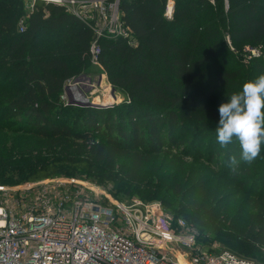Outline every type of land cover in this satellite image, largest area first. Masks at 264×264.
<instances>
[{"label":"trees","instance_id":"1","mask_svg":"<svg viewBox=\"0 0 264 264\" xmlns=\"http://www.w3.org/2000/svg\"><path fill=\"white\" fill-rule=\"evenodd\" d=\"M166 2L120 0L122 19L137 44L103 37L99 58L108 81L126 91L129 100L118 116L112 107L86 112L77 126L62 120L61 96L67 80L91 63L94 31L64 7L37 2L20 32L24 1L0 0L3 116L20 117L27 123L25 129L41 136L87 138L78 155L54 157L27 180L56 175L106 178L107 169L114 171L116 158L126 150L139 167L177 141L191 122L197 126L191 129L193 137L201 146L208 142V153L204 156L201 147L194 155L184 183L175 189L176 202L165 208L204 225L202 233L207 228L213 239L232 249L236 239L221 231L235 237L252 235L264 248V207L251 211L254 201L237 176L251 166L240 160L237 142L220 148L208 126L213 122L204 119L219 118L221 103L245 82L264 75V0H176L171 17L164 15ZM248 45L260 48L262 55L246 61ZM12 80L16 88L7 89ZM224 154L225 166L217 169L214 158ZM233 156L239 161L235 166ZM3 174L1 170L0 184L9 183Z\"/></svg>","mask_w":264,"mask_h":264},{"label":"built area","instance_id":"2","mask_svg":"<svg viewBox=\"0 0 264 264\" xmlns=\"http://www.w3.org/2000/svg\"><path fill=\"white\" fill-rule=\"evenodd\" d=\"M23 1L20 32L37 2L62 6L93 30L91 63L100 64L103 37L137 44L122 19L120 0ZM175 3L167 0L165 16H172ZM245 51L246 61L262 53L249 45ZM206 239L161 201L113 198L86 177L56 175L19 186L0 184V264H255L216 242L211 249Z\"/></svg>","mask_w":264,"mask_h":264},{"label":"rangeland","instance_id":"3","mask_svg":"<svg viewBox=\"0 0 264 264\" xmlns=\"http://www.w3.org/2000/svg\"><path fill=\"white\" fill-rule=\"evenodd\" d=\"M83 76L84 78L76 81L78 77ZM16 85L17 82L12 80L7 85V89L16 88ZM73 85L79 87L83 99L75 100V93L71 90ZM66 86H69L70 89L66 90ZM66 86L63 93L66 97L65 99L61 98L63 103L61 108L65 113L62 115V120L67 123H77V126L84 120L86 112L106 110L112 107L114 116H118L129 100L126 91L119 88L114 89L101 64L88 63L81 74L67 80ZM2 103L0 98V108ZM55 119H57L56 115ZM204 119L213 122L208 126L211 131L216 133L215 129L220 117H205ZM24 126H27V123L20 117L12 114L4 117L0 111V171L4 172L3 177L10 185L19 186L28 181V175L35 168L49 162L54 157L65 154L78 155L82 144L87 141V138H78L73 135L41 136L33 130L25 129ZM195 127H197L196 124L189 122L177 141L155 153L150 160L144 161L139 167L132 154L129 153L130 151L126 150L124 154L116 158L114 171L107 169L106 178L92 175L90 180L107 188L112 193L113 198L121 200L134 197H143L142 199L146 200L157 199L166 206L169 202H176L175 189L184 183L194 155L200 154L199 149L201 147H203L204 156L208 153V142L205 140L201 146L200 141L193 137ZM100 139L97 138L98 141ZM237 150H241L238 142ZM214 159L213 163L217 169L224 168L225 154ZM235 164L237 165V163ZM247 164L251 166V169L248 172H240L237 176L245 184V193H248L254 201V207L251 208V211L258 213L260 207H264L263 144L260 155ZM259 217H262V214ZM189 222L193 223L199 230L205 227L201 224L196 225L190 219ZM203 233L211 234L207 228L203 230ZM221 234L235 238L236 247L232 249L216 241L210 235L207 236L206 242L211 249L216 242L219 248L232 250L240 256L252 259L255 264H264V248L254 242L252 235L235 237L226 231H221Z\"/></svg>","mask_w":264,"mask_h":264},{"label":"clouds","instance_id":"4","mask_svg":"<svg viewBox=\"0 0 264 264\" xmlns=\"http://www.w3.org/2000/svg\"><path fill=\"white\" fill-rule=\"evenodd\" d=\"M216 142L227 148L234 141L240 146V160L251 163L264 144V75L247 81L239 92L232 93L218 108ZM232 163H237L235 156Z\"/></svg>","mask_w":264,"mask_h":264},{"label":"bare ground","instance_id":"5","mask_svg":"<svg viewBox=\"0 0 264 264\" xmlns=\"http://www.w3.org/2000/svg\"><path fill=\"white\" fill-rule=\"evenodd\" d=\"M71 90L73 91V93H75V96H76V98L75 99H83V96H82V94L79 92V87L78 86H72L71 87Z\"/></svg>","mask_w":264,"mask_h":264},{"label":"water","instance_id":"6","mask_svg":"<svg viewBox=\"0 0 264 264\" xmlns=\"http://www.w3.org/2000/svg\"><path fill=\"white\" fill-rule=\"evenodd\" d=\"M82 78H84V76L83 77H78L77 78V80L76 81H79L80 79H82ZM70 89V87L69 86H66V90H69ZM115 89V88H114ZM76 100V99H75ZM77 101V100H76ZM79 101V100H78Z\"/></svg>","mask_w":264,"mask_h":264}]
</instances>
